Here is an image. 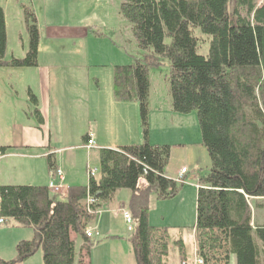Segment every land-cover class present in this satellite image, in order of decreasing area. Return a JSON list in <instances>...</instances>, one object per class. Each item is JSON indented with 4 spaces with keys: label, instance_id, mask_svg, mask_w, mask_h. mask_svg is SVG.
<instances>
[{
    "label": "trees",
    "instance_id": "16d2710c",
    "mask_svg": "<svg viewBox=\"0 0 264 264\" xmlns=\"http://www.w3.org/2000/svg\"><path fill=\"white\" fill-rule=\"evenodd\" d=\"M21 8L28 49L24 57L7 60L0 5V67L38 66L37 15L30 6ZM120 11L146 56L114 68V93L119 101H137L145 140L99 149L100 176L89 174L87 185L69 186L64 197L48 185H0V217L34 230L32 239L17 243L15 257L0 258V264H22L40 248L43 264H87L94 237L87 230L123 189L131 191L119 205L133 219L128 240L136 263L167 264L169 230L149 222L152 196L166 200L179 192L178 182L165 173L171 147L148 141L149 70L160 57L170 65L172 108L180 114L197 112L211 159L198 181L195 260L229 264L235 255L237 264H264V224L254 223L251 206L252 199L264 200V0H123ZM194 28L211 36L207 56L198 53ZM29 96L42 122L38 98L31 90ZM10 148L0 146V155ZM72 234L82 239L79 261Z\"/></svg>",
    "mask_w": 264,
    "mask_h": 264
},
{
    "label": "rangeland",
    "instance_id": "374dc122",
    "mask_svg": "<svg viewBox=\"0 0 264 264\" xmlns=\"http://www.w3.org/2000/svg\"><path fill=\"white\" fill-rule=\"evenodd\" d=\"M261 1L257 0L258 4ZM122 2L123 0H2L4 7L1 6L5 8L7 20L6 59L9 60L12 56L22 58L28 49L22 4L35 10L40 29V47L37 67H0V145L18 140L20 132L15 133L16 125H27L30 139H40L41 133L34 127H41V123L38 116L33 114L27 88L32 86L33 90L39 92L41 82L50 84L52 93H59L58 101L63 111L67 104L71 127L75 128L73 139H77L76 142H81L88 121L97 122L105 135L115 137L112 131H117V128L113 124L117 126L122 120L123 135L126 138L136 136L134 115L138 111V118L140 117L139 105L135 100H117L114 93V68L144 61L146 52L139 47L130 24L121 14ZM194 34L201 43L198 53L207 56L211 36L203 34L199 28H194ZM158 63V66L149 70V134L152 144L170 145L171 154L165 173L178 182L179 192L174 198L166 200H158L152 196L149 222L155 227L168 228L170 260L174 264L183 256L195 259L192 246L196 185L200 177L209 171L211 159L202 142L197 112L180 114L170 109L172 98L168 81L169 61L160 57ZM72 78H75L77 91L68 94L63 101L62 98L59 99V95H64V90L73 82ZM6 83L19 91L17 97L13 93L11 96L4 95ZM74 109L77 111H73ZM22 113L29 116L27 121L25 116H21ZM116 113L122 116H116ZM25 134L21 133L23 137ZM98 151L99 149L93 154L91 162V168L96 170L97 177L100 176ZM79 152L86 160V152ZM0 162V170L4 173L1 177L6 182L12 178L9 175H16L13 177L17 180H25L23 175L27 170L33 178V170H37L35 164L14 165L10 159ZM13 167L15 174H10ZM182 168L186 169L185 173H182ZM130 194L131 191L127 189L118 191L115 198L117 202L106 203L98 211L89 228L94 232V237L91 239L93 246L90 255L86 257L87 264H137L128 240L131 232L119 205L121 201L127 202ZM251 206L254 223L264 224V200L252 199ZM2 230L7 231L0 236V258L4 260L13 259L16 255V245L19 242L14 241L16 234L31 233L27 239L30 240L34 233L32 228L21 227L14 220L4 224ZM74 236L76 260L79 261L82 239L78 235ZM181 239L185 244H181ZM22 264H43L42 249Z\"/></svg>",
    "mask_w": 264,
    "mask_h": 264
},
{
    "label": "crops",
    "instance_id": "0c3cea01",
    "mask_svg": "<svg viewBox=\"0 0 264 264\" xmlns=\"http://www.w3.org/2000/svg\"><path fill=\"white\" fill-rule=\"evenodd\" d=\"M0 5H2V0H0ZM3 6V5H2ZM4 7V6H3ZM5 11V8H4ZM6 17V11H5ZM7 25V20H6ZM71 64V63H68ZM130 65V64H129ZM71 67V66H70ZM76 68L75 65L72 66ZM3 70V69H1ZM115 70V69H114ZM10 72V71H9ZM115 72V71H114ZM46 79V77H42ZM48 80V79H47ZM72 84L64 90V95H59V99L62 98L65 101V97L68 94H74L77 89L75 88V78H72ZM49 82V80H48ZM39 92L33 90L32 86L27 88V92L29 94V90H31L38 98V108L41 113L42 122L41 127H34L39 130L41 133L40 139H30L28 136V127L27 125H16L15 133L20 132V136L16 142H8V145H0L11 147L6 155H0V161L4 159H10L14 165L17 164H35V168L37 170H33L34 175L33 178L30 177L31 172L25 171V175H23L25 180H17L16 175H9L10 180L5 181L1 177L3 173L0 170V185H48L51 180H54L53 172L55 168H60L63 172L64 178L61 181L58 178H55V183H62L64 187V191L62 192V197L67 195V191L69 186L71 185H87L89 182V173L88 167H91V162L93 160V154L97 149L101 148H117L119 146L130 145V144H138L144 142L143 129L141 124L140 117L138 118V111H136V136L134 138H126L124 133V124L122 120L117 124H113L117 128V131H112L115 134V137L105 135L100 126L95 121H88L86 132H83V136H81V142H76L77 139H73V133L75 132V128L71 127L70 115L68 106L66 104V110L63 111L58 101V94L52 93V87L47 82H41ZM7 90L4 95L11 96V94H15L16 97L19 95V91L13 85H8L6 83ZM151 94V88H150ZM0 96L2 94L0 93ZM150 100V98H149ZM73 103V102H72ZM33 114L34 112V104L32 103ZM150 105V101H149ZM170 109L174 112L172 108V102H170ZM73 111H77L74 109ZM176 113V112H175ZM135 114V111H134ZM122 116L120 113H116V116ZM21 116H25L28 120L29 116L26 113H22ZM140 116V113H139ZM24 128V131H22ZM26 133L23 137L21 133ZM93 135V139L95 141V145L92 147L87 146V140L85 136ZM80 140V138L78 139ZM148 141L151 143L150 134L148 135ZM152 144V143H151ZM159 145H168V144H159ZM170 146V145H169ZM96 149V150H95ZM80 151L86 152L87 158L86 160L82 158V155L79 154ZM51 158V159H50ZM50 161L53 162L54 168H51ZM1 163V162H0ZM34 166V165H33ZM183 169V168H182ZM15 168L13 167L10 174H15ZM167 175V174H166ZM168 176V175H167ZM170 177V176H168ZM171 178V177H170ZM22 181V182H18ZM199 186V182L196 185V199H197V189ZM116 200V199H115ZM112 201L117 202V201ZM122 202V201H121ZM119 202V203H121ZM156 202V201H154ZM158 203V202H157ZM165 217V216H164ZM196 224V218H195ZM157 227V226H156ZM195 227V225H194ZM7 231L0 229V236L6 234ZM31 236V233H19L14 237V241L27 240ZM34 237V233H33ZM72 239L76 242V237L72 234ZM181 244H185L184 240L181 239ZM193 256L196 253V237L195 233H193V246H192ZM132 253H130L131 258ZM80 260V259H79ZM195 260V259H194ZM194 260L188 259L186 256L180 257V260L177 259L174 264H194ZM167 264H172L170 260V252L169 256L166 260ZM229 264H237V259L235 255H230Z\"/></svg>",
    "mask_w": 264,
    "mask_h": 264
},
{
    "label": "built area",
    "instance_id": "2783aa9c",
    "mask_svg": "<svg viewBox=\"0 0 264 264\" xmlns=\"http://www.w3.org/2000/svg\"><path fill=\"white\" fill-rule=\"evenodd\" d=\"M93 145H95V141L93 139V135H90V138L88 140L87 146L88 147H92ZM186 169L183 168L182 169V173H185ZM88 173L90 174V176H95L96 175V170L92 169L91 167H88ZM54 180H51L48 184V188L50 189V191L53 194H61L64 191V187L62 183H55V178L60 179L61 181L64 178L63 172L60 168H57L54 170L53 172V177ZM94 200L90 199L89 203H93ZM124 214V220L126 222V224L128 225V230L132 231L133 229V219L131 217V215L127 212V211H123ZM6 224V220L3 217H0V229L2 228V226ZM94 232L92 230H87V236L88 237H93ZM194 264H203V261L201 259H196Z\"/></svg>",
    "mask_w": 264,
    "mask_h": 264
}]
</instances>
